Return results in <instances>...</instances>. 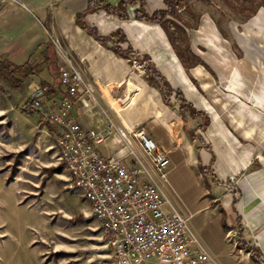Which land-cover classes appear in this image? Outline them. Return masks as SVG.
Returning a JSON list of instances; mask_svg holds the SVG:
<instances>
[{"label":"crops","instance_id":"0c3cea01","mask_svg":"<svg viewBox=\"0 0 264 264\" xmlns=\"http://www.w3.org/2000/svg\"><path fill=\"white\" fill-rule=\"evenodd\" d=\"M106 1L115 5L119 0ZM192 1L187 0L189 9ZM221 3L240 22L221 23L207 11L194 26L175 23L186 32L192 54L208 68L192 62L185 69L162 27L135 18L140 7L149 14L165 9L164 0H136L126 7V19L104 9L82 18L100 36L124 34L122 48L132 47L125 56L111 49V41L103 45L76 22L89 0H0V58L16 65L42 62L49 69L55 54L46 64L48 45L57 42L70 50L89 88L76 97L72 111L82 128L110 130L99 153L120 157L129 148L141 152L132 133L153 139L170 159L165 193L189 216L216 263L257 264L247 251L236 252L228 236L239 227L242 238L264 235V158L256 144L264 139L259 135V123H264L259 115L264 109V5L260 0ZM144 55L174 90L208 115L207 126L200 127L204 116L180 111L174 92L167 97L170 102L164 100L161 84L148 80ZM42 66L34 76L39 77ZM51 77L46 80L55 83ZM223 218L230 230L224 229Z\"/></svg>","mask_w":264,"mask_h":264},{"label":"rangeland","instance_id":"374dc122","mask_svg":"<svg viewBox=\"0 0 264 264\" xmlns=\"http://www.w3.org/2000/svg\"><path fill=\"white\" fill-rule=\"evenodd\" d=\"M187 4V0L178 3V16L170 18L173 23L194 26L207 11L221 23L240 22L238 15L225 8L221 0H211L210 6L194 0L190 9ZM169 29L177 45L183 46L182 33L171 26ZM60 45L53 44L55 57L49 69L42 62L32 63H40L42 71L39 77L32 75L25 79L20 90L13 91L0 77V264H112V248L89 203L70 187L69 174L59 160L54 132L48 131L50 124L33 108L32 114L21 111L36 87H42V79L51 81L53 76L58 81L68 67L75 68L83 80L76 95L86 91L88 77L82 74L70 50ZM62 51L71 65L63 61ZM262 79L259 75L260 82ZM62 96H66V90L61 85L59 91L47 97L55 100ZM259 115L264 116V109H259ZM263 134L264 123L260 121L259 135ZM256 144L264 158V139L260 138ZM240 233L239 227L228 236L234 250L246 254L237 246L243 240L260 249L264 258V235L242 238Z\"/></svg>","mask_w":264,"mask_h":264},{"label":"built area","instance_id":"2783aa9c","mask_svg":"<svg viewBox=\"0 0 264 264\" xmlns=\"http://www.w3.org/2000/svg\"><path fill=\"white\" fill-rule=\"evenodd\" d=\"M61 55L71 65L66 52ZM59 80L66 96L50 99L37 86L32 108L54 127L70 187L89 203L112 248V264H217L191 228L189 216L165 193L168 154L136 132L132 134L140 140L141 152L129 148L120 157L102 156L98 147L110 130L84 129L72 111L83 84L80 73L68 67Z\"/></svg>","mask_w":264,"mask_h":264},{"label":"trees","instance_id":"16d2710c","mask_svg":"<svg viewBox=\"0 0 264 264\" xmlns=\"http://www.w3.org/2000/svg\"><path fill=\"white\" fill-rule=\"evenodd\" d=\"M136 0H119L115 5H112L108 3L106 0H89L88 7L80 13H77L76 15V22L78 25L82 26L83 28H86L90 34H92L96 39H98L103 45H106L107 41L112 42L111 49L122 56L127 55L131 52L132 47L130 45H127L125 49L122 48L121 43L127 42V38L124 34H122L120 31H116L111 33L109 36H100L96 33L94 29H89L86 24L82 21V18L87 14L94 12L98 9H104L107 13L116 15L117 17L121 19L128 18L126 7L128 5H132L135 3ZM180 0H164L165 9H159L155 10L152 13L145 12L141 7L135 10L134 16L138 20H142L149 23H157L159 24L164 32L166 33V36L172 45L175 53L180 59V62L184 66L185 69H188L189 65L192 62H198L203 64L206 68L208 66L198 57H196L194 54H192L189 44L187 42V35L186 32L178 25L173 23L170 18H176L178 16L177 13V5ZM260 5H264V0H260ZM169 26H174L178 31L182 33V35L185 38V44L181 48L176 43V38L172 34L171 31H169ZM117 37V40H114V38ZM48 51H44V61L46 64L50 63L51 54L54 52L51 48L53 47V44L50 46L48 45ZM144 61H146L145 69L148 73V80L151 82L160 83L162 88L165 90L163 93V98L166 102H170L167 98L170 96L173 92L175 93V99L179 100V109L180 111H189L191 116H204L205 120L200 125L201 128L205 127L209 123L208 115L202 111H198L194 108V106L186 101L184 98L183 93L177 89L174 90L168 80L162 76L159 72L156 71V69L150 67L148 64L150 62V57L148 55H144L142 58ZM40 72V67L38 64H32L30 62H26L22 65H16L9 60L0 58V77L6 82V84L9 86L10 89L13 91L20 90L24 85V80L30 77L31 75H38ZM195 82V81H194ZM40 85L43 87L45 91L46 96H52L54 93H56V90L61 86L60 80L55 81V83H50L46 79H42L40 82ZM32 104L33 99H28L24 106L21 108V111L26 114H32ZM41 121V120H40ZM48 131L54 132V127L52 125H48ZM230 182V181H229ZM223 227L225 230H230L232 227L227 226L225 224V220L223 218ZM237 246L241 249H244L247 251L250 255V257L256 261L257 263H260V259L262 256V252L257 247H253L252 245L247 244L243 240H239L237 242ZM261 264V263H260Z\"/></svg>","mask_w":264,"mask_h":264}]
</instances>
